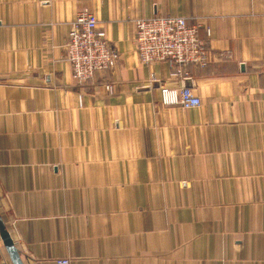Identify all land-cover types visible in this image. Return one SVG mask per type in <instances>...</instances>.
Listing matches in <instances>:
<instances>
[{"label":"crops","instance_id":"obj_1","mask_svg":"<svg viewBox=\"0 0 264 264\" xmlns=\"http://www.w3.org/2000/svg\"><path fill=\"white\" fill-rule=\"evenodd\" d=\"M83 9L119 58L77 83L66 42ZM154 15L202 22L210 63L142 64L137 20ZM162 85L201 104L163 103ZM4 230L23 264H264V0H0V264H14Z\"/></svg>","mask_w":264,"mask_h":264},{"label":"built area","instance_id":"obj_2","mask_svg":"<svg viewBox=\"0 0 264 264\" xmlns=\"http://www.w3.org/2000/svg\"><path fill=\"white\" fill-rule=\"evenodd\" d=\"M100 22L96 13L88 9L81 10L72 22L65 59L71 64L77 83L87 82L98 71L113 69L118 61V51L110 44ZM201 23L171 15L138 19L135 44L140 62H168L176 77H187L190 66H207L212 57L209 41L198 34ZM106 87L111 89L110 85ZM161 87L163 103L185 108L201 104V98L189 86ZM56 264H71V259L62 256L56 259Z\"/></svg>","mask_w":264,"mask_h":264},{"label":"water","instance_id":"obj_3","mask_svg":"<svg viewBox=\"0 0 264 264\" xmlns=\"http://www.w3.org/2000/svg\"><path fill=\"white\" fill-rule=\"evenodd\" d=\"M3 242L11 256V259L14 264H23L20 253L15 245V241H13L10 233L7 230H4L2 234Z\"/></svg>","mask_w":264,"mask_h":264}]
</instances>
